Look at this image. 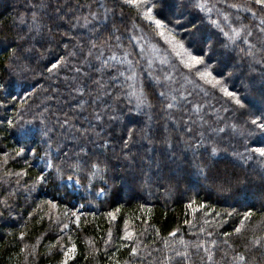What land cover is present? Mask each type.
<instances>
[{
  "label": "trees",
  "instance_id": "16d2710c",
  "mask_svg": "<svg viewBox=\"0 0 264 264\" xmlns=\"http://www.w3.org/2000/svg\"><path fill=\"white\" fill-rule=\"evenodd\" d=\"M241 1L150 3L180 40L199 25L208 67L243 107L125 0H0V264H61L67 243L68 264H264V134L251 123L264 114V11ZM48 161L63 175L33 187ZM234 177L246 182L217 191ZM47 201L81 207L78 223Z\"/></svg>",
  "mask_w": 264,
  "mask_h": 264
},
{
  "label": "snow or ice",
  "instance_id": "6c2138e0",
  "mask_svg": "<svg viewBox=\"0 0 264 264\" xmlns=\"http://www.w3.org/2000/svg\"><path fill=\"white\" fill-rule=\"evenodd\" d=\"M128 3L130 4H137V6H139V2L138 0H127ZM255 5H259L261 11H264V0H253ZM156 3H158L161 7L163 6V0H156ZM202 6V5H201ZM153 6H149L147 7V13H148V19H155L151 13L153 12ZM249 11H252V9H249ZM255 14V12L253 13ZM35 20V17L33 18ZM23 22V21H21ZM85 23H87V20L85 19ZM155 23L158 26H161L164 24V21L162 19H155ZM183 30L186 33V37L184 40H177L176 44L180 49H183L184 54L188 57L186 64L188 67H193L194 65H202L204 67V71L201 72L199 70V68H197V73L201 76V77H211V80L209 81L210 83H219V81L217 80V77L215 75H213V72L209 70L207 62L205 60V53H204V47H202V45H206V47L208 48L209 51L212 50V45L211 43H206L201 35V29L199 27V25L194 22V21H187L186 25H182ZM33 28H37L38 29V25H33ZM33 28H30L29 31H32ZM163 34V33H162ZM227 35V34H226ZM173 39H175V37H173ZM93 47H95V44H93ZM178 55L180 53H177ZM12 55L15 56L16 55V49H12ZM223 55V54H222ZM18 58V57H17ZM63 60V58H61V61ZM59 63V61H58ZM58 63H53L51 65V68L49 69V71H51L52 68H56L58 66ZM221 75L223 73H220ZM229 75H231V73H229ZM6 87L5 83H0V89H4ZM225 91H227L225 89ZM228 95L232 96L235 98L236 103L238 105H241V107H243V102L240 99L239 95L236 92H228ZM261 96L264 97V78H262L261 81ZM144 99L143 97H141L138 100V105L140 103H143ZM251 123L253 125H255V129H253V131H260L262 134H264V114L260 115V116H256L255 118H253L251 120ZM201 146V144L198 142L196 145H193V150L195 151L196 149H198ZM125 147H127V143L125 142ZM25 149L23 147H21L19 149V153H24ZM35 150H33L34 152ZM254 152L259 153V155L261 157H264V146H260V147H256L254 148ZM219 153V149L217 147H212L211 152L208 153V162L206 164H204L203 168L201 169L202 174H204L207 177V172L204 171V169H211V167L213 166L214 163V157H216ZM46 168L48 169H52L53 173L51 175H48L44 172H41L39 175H37L35 177V179L33 180L32 184L33 187H35V185L37 184H43V183H48L50 180L54 179V178H60L63 173H62V169L59 166H54L50 161L45 165ZM73 168L75 170H79L80 168V164L77 163L75 165H73ZM92 168V175L95 176L97 174L103 173V174H107L108 171V167L105 164L104 168L100 167L99 163H93L91 165ZM27 175V172L22 170L21 173H18L17 175ZM261 179V181H264V173H262L259 177ZM69 180L72 179L71 176L68 177ZM246 181L240 177H234L233 180H224L220 183H218L216 185L217 191L220 193H227V192H232L233 190V186L234 185H239L242 183H245ZM103 189H101V193H103ZM49 203H51V201H49ZM201 207H203V205H201ZM251 212H248L245 214L246 217L251 216ZM109 215H113L112 213H109ZM114 218V216H113ZM78 219V217H77ZM237 232L240 231V228L236 229ZM125 235L128 238H131V234L128 233L127 231L125 232ZM21 238H23L24 233L21 232L20 233ZM254 243L256 244H260V241L257 239L254 241ZM75 245L73 244L65 253H64V259L61 261V264H68V259L69 258H74L75 256ZM133 253L136 252V249L133 248L132 249ZM240 260H244L245 257L243 255L239 256Z\"/></svg>",
  "mask_w": 264,
  "mask_h": 264
},
{
  "label": "rangeland",
  "instance_id": "374dc122",
  "mask_svg": "<svg viewBox=\"0 0 264 264\" xmlns=\"http://www.w3.org/2000/svg\"><path fill=\"white\" fill-rule=\"evenodd\" d=\"M127 2V0H125ZM139 2V6H137V4H132L134 5L135 7H137V9L140 11L142 17L148 21L149 23H151L154 27V29L156 30L157 32V35L159 36V38L161 39V41L164 43V45H166L171 51H172V54L179 60V62L181 63V65L185 68V69H188V70H191L193 71L194 74H196L200 79L201 81L208 85V86H211V87H216L219 89V91L225 95V96H229V97H232L230 95H228V92H232L229 90L228 86L224 83V81L217 77V80L219 81V83H210L209 81L211 80V77H201L198 73H197V68H199V70L201 72L204 71V67L202 65H194L193 67H188L187 64H186V61L188 59V57L184 54V51L183 49H180L177 44H176V41L177 40H180L174 30L169 27L168 25H166L165 23L161 26H158L156 25L155 23V19H159L155 16L154 12L151 13V15L155 18V19H148V13H147V7L151 6V3H150V0H138ZM242 3L244 4H250L252 6H256V7H259V5H255L253 0H243L241 1ZM163 33V34H162ZM173 37H175V39H173ZM177 53H180L179 55ZM209 68V67H208ZM209 70L211 71V69L209 68ZM214 75V73H213ZM225 89L227 91H225ZM234 98V97H233ZM235 99V98H234ZM45 160L43 158H39L38 159V162L39 163H43ZM49 162V161H48ZM47 162V163H48ZM66 185L72 190H76L78 189V183L76 181H74L73 179L71 180H67L66 182ZM47 205H48V212L53 214V216H55V218L59 219V218H64L66 219V226L65 228H71L72 225H76L79 221V218L81 216V212H82V209L81 207H78V208H75V209H71L70 207H62L60 206L59 204H56L54 202L51 201V203H49V201L46 202ZM78 217V219H77ZM64 228V229H65ZM128 233H130L132 235V231L129 230ZM70 244L67 243L65 245V252L70 248ZM64 252V253H65ZM72 258H69L68 260H70Z\"/></svg>",
  "mask_w": 264,
  "mask_h": 264
},
{
  "label": "bare ground",
  "instance_id": "6f19581e",
  "mask_svg": "<svg viewBox=\"0 0 264 264\" xmlns=\"http://www.w3.org/2000/svg\"><path fill=\"white\" fill-rule=\"evenodd\" d=\"M68 179L65 180V182L67 181ZM75 181V180H74Z\"/></svg>",
  "mask_w": 264,
  "mask_h": 264
}]
</instances>
